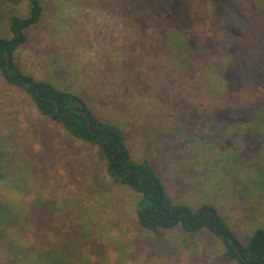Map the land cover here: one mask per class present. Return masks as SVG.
Here are the masks:
<instances>
[{
  "label": "rangeland",
  "instance_id": "rangeland-1",
  "mask_svg": "<svg viewBox=\"0 0 264 264\" xmlns=\"http://www.w3.org/2000/svg\"><path fill=\"white\" fill-rule=\"evenodd\" d=\"M188 1L182 28L131 0H41L13 62L81 96L172 201L212 204L245 241L264 228V25L245 41L264 0ZM28 6L0 0V36ZM139 196L0 71V264H237L205 228L141 227Z\"/></svg>",
  "mask_w": 264,
  "mask_h": 264
},
{
  "label": "trees",
  "instance_id": "trees-1",
  "mask_svg": "<svg viewBox=\"0 0 264 264\" xmlns=\"http://www.w3.org/2000/svg\"><path fill=\"white\" fill-rule=\"evenodd\" d=\"M212 1L216 4L222 2ZM130 4L134 9L138 6L143 9L163 7V14L168 16L165 17L168 24H178L182 28L191 19L188 16L191 6L188 0H131ZM28 5L25 16L13 15L9 18L10 37L0 36V71L4 79L24 89L38 111L61 124L70 135L98 146L106 160L109 175L116 182L125 184L140 194L135 214L141 227L157 233L160 229L179 225L187 234L205 228L223 243L224 251L221 256L226 263L234 260L237 264H264V228H256L243 241L212 204L204 202L191 208L172 201L152 165L147 160L136 162L132 159L118 125L100 121L76 93L61 90L46 80L35 79L19 70L13 62V54L26 42V29L39 22L43 10L41 0H28ZM258 15L248 17L247 44L254 42L260 32L259 27L264 25V19ZM5 55L9 56L8 67ZM56 104L59 111L56 110Z\"/></svg>",
  "mask_w": 264,
  "mask_h": 264
},
{
  "label": "water",
  "instance_id": "water-1",
  "mask_svg": "<svg viewBox=\"0 0 264 264\" xmlns=\"http://www.w3.org/2000/svg\"><path fill=\"white\" fill-rule=\"evenodd\" d=\"M6 59H7V62H6V66L8 67V64H9V56L8 55H5ZM56 110L59 111V107L58 105L56 104ZM83 115H85L84 112H81ZM89 121H88V125H89ZM107 138V137H106Z\"/></svg>",
  "mask_w": 264,
  "mask_h": 264
}]
</instances>
